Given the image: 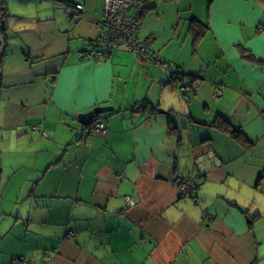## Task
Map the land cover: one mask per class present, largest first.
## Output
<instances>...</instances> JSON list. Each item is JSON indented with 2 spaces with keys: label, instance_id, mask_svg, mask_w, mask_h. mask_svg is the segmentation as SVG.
<instances>
[{
  "label": "crops",
  "instance_id": "crops-1",
  "mask_svg": "<svg viewBox=\"0 0 264 264\" xmlns=\"http://www.w3.org/2000/svg\"><path fill=\"white\" fill-rule=\"evenodd\" d=\"M145 3L167 68L97 54L104 0H6L0 264H264V0Z\"/></svg>",
  "mask_w": 264,
  "mask_h": 264
},
{
  "label": "built area",
  "instance_id": "built-area-1",
  "mask_svg": "<svg viewBox=\"0 0 264 264\" xmlns=\"http://www.w3.org/2000/svg\"><path fill=\"white\" fill-rule=\"evenodd\" d=\"M145 0H104L103 18L98 23L103 29L97 41L96 46L99 50L97 54H107L109 50L117 48L134 52L140 59L149 61L158 67L167 68V64L162 62L155 54L149 52L143 43L138 39L141 18L145 10ZM76 10H82V5H76ZM179 92L186 94L188 88L179 87ZM220 91L217 89L215 96H219ZM34 132L46 137V134L39 130L37 126L31 128ZM87 131L93 135H103L106 132L105 123L102 120L94 121ZM176 185L184 196L191 197L195 188L192 184L185 181L182 177L177 176L174 179ZM73 234L68 233L67 237ZM51 260V258H47ZM16 264H24V260L19 258Z\"/></svg>",
  "mask_w": 264,
  "mask_h": 264
},
{
  "label": "water",
  "instance_id": "water-1",
  "mask_svg": "<svg viewBox=\"0 0 264 264\" xmlns=\"http://www.w3.org/2000/svg\"><path fill=\"white\" fill-rule=\"evenodd\" d=\"M5 12L0 13V34L5 32L6 25H5ZM113 111L112 107H95L91 111L86 114H78L76 116L79 124L83 127H89L95 120L97 116L107 114ZM161 113H165L160 111Z\"/></svg>",
  "mask_w": 264,
  "mask_h": 264
},
{
  "label": "trees",
  "instance_id": "trees-1",
  "mask_svg": "<svg viewBox=\"0 0 264 264\" xmlns=\"http://www.w3.org/2000/svg\"><path fill=\"white\" fill-rule=\"evenodd\" d=\"M5 5H6V0H0V13L1 12H5ZM5 16H6V14H5ZM0 77H1V73H0ZM170 78L172 79V80H182V76H180V74H177V72H175V74H174V76H170ZM170 79V80H171ZM191 81H189L187 84H183L182 85V87H186V88H188V95H192V92H194V87H193V85H192V83H193V81H194V79L193 78H191L190 79ZM225 123V121H221L220 122V124H224ZM235 131V130H234ZM233 130H232V133L234 132Z\"/></svg>",
  "mask_w": 264,
  "mask_h": 264
},
{
  "label": "clouds",
  "instance_id": "clouds-1",
  "mask_svg": "<svg viewBox=\"0 0 264 264\" xmlns=\"http://www.w3.org/2000/svg\"><path fill=\"white\" fill-rule=\"evenodd\" d=\"M96 121V120H95Z\"/></svg>",
  "mask_w": 264,
  "mask_h": 264
}]
</instances>
